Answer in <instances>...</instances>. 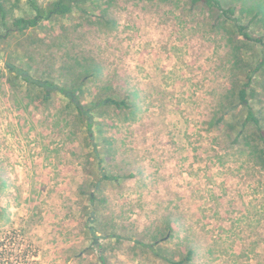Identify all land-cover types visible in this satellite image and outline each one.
Here are the masks:
<instances>
[{"label": "rangeland", "instance_id": "obj_1", "mask_svg": "<svg viewBox=\"0 0 264 264\" xmlns=\"http://www.w3.org/2000/svg\"><path fill=\"white\" fill-rule=\"evenodd\" d=\"M220 1L264 39V0ZM1 2L0 264H264L263 143L233 95L260 44L192 0H82L24 33L30 0Z\"/></svg>", "mask_w": 264, "mask_h": 264}, {"label": "trees", "instance_id": "obj_2", "mask_svg": "<svg viewBox=\"0 0 264 264\" xmlns=\"http://www.w3.org/2000/svg\"><path fill=\"white\" fill-rule=\"evenodd\" d=\"M82 0H54L49 2L45 6H38L35 0H30L31 7L33 9V15L29 17H19L15 18L13 21V31L17 33H24L30 29H35L39 27L42 23L51 21L55 17H66L70 15L75 8H78L79 3ZM87 1V0H85ZM194 4L196 3H203L207 7L212 9H218L221 11V14L226 18L232 21L234 28L236 29L237 33L242 37V42L244 43L243 46H246L249 42L258 43L262 46V62L256 69L251 72L246 81L240 84L237 87V90L234 92V98L236 99L237 103L244 106L247 109V117L245 122L241 125L244 129L247 127L249 123L253 124L256 127V130L259 134V137L263 143V150L264 153V129L263 125L261 124L260 119L256 116V113L251 106V100L254 97V90L252 89V84L254 83L252 75L259 70L262 66H264V39L263 38H253L247 31L248 26L241 24L238 20H233L232 17L234 16L235 12L234 9L228 8L225 9L222 6L220 0H192ZM0 13L2 20L6 18V11L3 8L2 2L0 0ZM26 81H32V83L38 88L41 93L45 94V99H48L51 95L53 90H57L59 93L67 95V92L57 87L47 80H31L30 78H24ZM253 91V92H252ZM231 95V96H233ZM73 102V101H72ZM109 103L117 106V107H125L128 108V103L125 100H114L110 99ZM78 110H81L80 106L77 105ZM107 179H113L111 177H106ZM192 252H189V256L187 257L190 260V256ZM177 264H184V262H179Z\"/></svg>", "mask_w": 264, "mask_h": 264}]
</instances>
